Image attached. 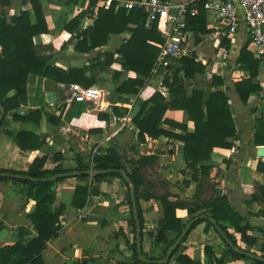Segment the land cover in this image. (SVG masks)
<instances>
[{
    "label": "trees",
    "instance_id": "1",
    "mask_svg": "<svg viewBox=\"0 0 264 264\" xmlns=\"http://www.w3.org/2000/svg\"><path fill=\"white\" fill-rule=\"evenodd\" d=\"M22 4L24 6L29 4L32 13L21 11L9 19L0 18V108L4 110L0 128L8 117L20 123L38 125L41 122L45 105L39 85L45 79L66 87L79 85L82 88H89L96 83L94 72H107L116 61L120 64L121 71L110 73L112 83L115 85L110 95L117 96L118 100L125 102L127 99L124 96H136L146 85V80L151 77L164 39L158 33L156 23L150 27L146 26V15L141 10L120 9L114 12L115 2L106 9H98L93 25L76 36L78 42L75 51L88 53L102 48L106 46L111 35L129 31L131 35L118 50V58L115 59L113 54L105 52L98 56L96 64L91 67L62 70L53 65L57 53L51 46L39 47L34 44V38L48 33L42 1L31 0ZM95 4L96 0L90 1L91 7ZM85 16V12L79 14L66 25L65 29L74 33ZM209 17L210 15L203 8L198 7L197 15L191 16L188 13L185 17V30L196 36L209 35L211 33L207 28ZM221 45L229 47L230 43L223 39ZM45 51H50V55H44ZM167 62L168 64L165 67L161 66L158 72L160 75L163 74L161 84L166 89L168 97L164 98L161 93L155 92L134 111L131 123L137 130V139L140 144H145L147 139L157 140L161 137L180 141L183 144V161L190 180L201 182V179L209 176L211 168L207 163L211 161L213 150L231 149L232 140L237 135L230 89L222 90L228 80L223 76L212 75L207 81L209 85L207 84L205 88L193 87L188 90L186 83L194 82L198 76H204L207 66L199 62L195 54L179 59L171 58ZM261 64L247 51V42H245L240 49L236 65L240 67V70L247 72L248 77L232 82L233 91L243 106H248L252 95H261L263 92L256 81ZM123 72L135 73L137 77L121 81ZM31 75L38 79L36 95L39 108L23 112L21 108L27 105V81ZM262 97L264 99V94ZM111 111L117 117L128 113L126 109L118 107H112ZM168 111L186 112L193 123V132L189 133L184 125L167 119ZM107 117L108 115H105V118ZM60 119L61 114L59 117L48 118L56 134ZM167 128L184 133L175 135ZM253 129V145L264 148V112L254 118ZM98 131V129L92 130L91 133ZM44 142V138L28 132H20L14 138V143L21 152L39 150ZM61 158L59 155L55 156L56 161ZM157 159L155 155L142 157L133 161L128 171L117 149L109 146L103 153L99 151L89 160L76 155L74 169H63L61 165H58L53 170H46L45 157L35 158L25 171L1 169L0 184L13 182L24 185L26 200L35 203L34 212L27 219L32 223V230L36 232V235L31 237L32 232L27 227L18 228V241L11 246H0V264H44L42 253L46 249L47 242L56 237L60 227L59 219L64 211L63 205L53 208L56 201V186L70 179L62 175L72 173L79 174L74 178L77 181L87 182L86 186L75 188L71 206L77 210L86 207L90 192L97 195V187L108 178H119L127 187L126 196L130 212L128 225L133 233L132 244L129 247L133 254L132 264H168V262L160 261L166 259L168 250L179 239L188 223L202 216L204 217L190 227L186 236L172 252L170 259L178 255L176 258L178 264H201L184 254H179V250L192 230L199 224L205 223L204 231L208 232L212 228L225 245V250L219 258L211 247L204 248L207 264H230L241 260L249 261L251 264H264V243L259 248L262 255L258 256L250 251L258 241L248 234L253 231V228L247 223L243 224L242 217L231 208L226 196L217 195L207 203L191 208L186 201L171 200L170 194L152 193L151 185L146 182L142 171L147 165L155 164ZM256 170L264 175V163L259 162ZM90 174H92L91 180ZM56 176L58 178L52 180ZM125 176L129 178L133 187L135 214L132 208L130 184L125 180ZM197 194L196 191L195 197ZM141 200H156L163 211V218L158 222L153 234L155 242L164 247L161 259L150 258L143 251L144 220L140 207ZM179 209L187 211L189 215L187 222L177 218L176 211ZM200 210H208L209 214H197ZM228 227L239 236L243 246H240L235 237L228 232ZM2 229L3 223L0 222V231ZM170 235H173L171 240L168 239ZM27 238L30 239L27 240ZM75 264H87V261L82 259Z\"/></svg>",
    "mask_w": 264,
    "mask_h": 264
},
{
    "label": "crops",
    "instance_id": "2",
    "mask_svg": "<svg viewBox=\"0 0 264 264\" xmlns=\"http://www.w3.org/2000/svg\"><path fill=\"white\" fill-rule=\"evenodd\" d=\"M41 1L48 33L34 38V44L39 47L51 46L53 51L57 53L53 65L62 70L91 67L96 64L98 56L105 52L113 54L115 59L118 58V50L131 35L129 31L111 35L106 46L88 53L77 52L75 51L78 42L76 36L93 25L98 9L104 8V2L107 0H96L93 7L90 6L91 0ZM113 1L116 2L117 0ZM173 1L178 3L185 0ZM18 8L20 11L17 14L21 11L32 13L29 4L25 6L21 4ZM117 11L118 9L115 7L114 12ZM84 12L86 16L76 31L74 33L67 31L66 25ZM208 29L211 32L209 35L199 36L200 43L198 45L195 44V40L193 43V49L198 55V60L201 62L203 60L204 64L208 59L219 58L217 42L220 36L214 30ZM245 38V33L240 32L236 42L231 47L229 64L232 62L233 66L237 67L236 70L232 69L230 74V79L233 82L248 77L247 72L240 70V67L236 65ZM50 53V51H45L44 55L48 56ZM158 69L146 80V85L136 96H124L127 99L125 102L118 100L117 96L110 95L111 92L105 91L107 84L114 85L110 73L120 72V64L115 61L107 72H94L96 83L93 86L103 88L105 99L110 104V108L118 107L117 103H121L122 107L128 111L127 115H129L130 122L127 123L122 132L114 136L112 134L115 126L111 123L108 112L97 113L93 105L71 101L70 86L66 87L56 83L64 86V92H58L57 101L52 104H47L45 96L42 94V101L45 105L43 108L44 115L38 125L14 122L8 117L5 124L0 128V170L25 171L35 158L40 157L46 158L44 166L46 170H53L58 165H61L63 169H74L76 166L74 157L76 155L89 160L99 151L103 153L109 146H114L128 171H130L133 161L151 155L157 156L156 165L149 164L142 171L143 176H145V169L152 170L155 168L158 172L159 181L163 184H158L156 179L147 181L151 185L150 191L156 195L170 194L173 201L178 199L193 202L200 182L190 180L189 172L185 169L182 155L183 144L178 140L165 137L157 140L147 139L145 144H140L137 139V130L131 123V116L134 111L155 92L161 93L164 98L168 97L166 89L161 84L163 74L159 76ZM260 71L257 82L264 90L262 77L264 74ZM156 74L157 77H155ZM212 75L222 77L217 74ZM136 77L135 73L123 72L121 81L136 79ZM158 79H160V83H158ZM156 82L157 87H155ZM230 83L229 85V82L226 81L222 90L230 89L237 135L232 140L233 147L231 149L213 150L211 161L207 163L211 168L209 176L204 178L209 184L210 195L207 199L200 200L201 202H208L217 195L226 196L231 208L242 217L243 224L247 223L253 228V231L248 232V234L258 241L250 251L260 256L262 254L259 248L264 243V175L258 173L256 169L259 162L264 163V157L260 158L257 155V150L262 147L253 145V120L256 116L254 117L251 111L243 108L233 91L232 82ZM207 84L209 85V83ZM186 87L191 90L194 87V82H187ZM218 89L220 90V88ZM253 96L256 95H252L249 100ZM258 96L262 97V95ZM63 97L65 99L61 101L60 99ZM35 99L36 107H29L27 101V105L21 108L22 111L28 112L39 108L36 92ZM257 112L258 115L264 112V101L261 109ZM60 114L61 119L56 134L49 124L48 118L50 116L59 117ZM105 115L108 117L105 118ZM166 117L175 123L184 125L189 133L193 132V123L189 120L186 112L168 111ZM79 126L84 127V130L79 129ZM66 128L71 129L70 133L65 132ZM96 129L99 131L91 133L92 130ZM167 129L175 135H183L184 133L176 129ZM20 132L38 135L44 138L45 142L39 150L21 152L14 143L15 136ZM56 155L62 158L56 161ZM148 180H151V177H148ZM86 185L87 182L77 181L74 178L66 179L57 184L56 201L53 208L63 205L64 211L59 219L60 227L56 237L47 242L46 249L42 253L43 263L75 264L84 259L87 264H132L133 254L129 247L132 244L133 233L132 228L128 225L130 212L126 196L127 187L119 178H108L97 187V195L90 192L86 207L77 210L71 206L75 188ZM25 190L24 185L13 182L0 184V222L3 223V229L7 231L4 239L0 240V246L14 245L18 241V228L27 227L32 232L33 236L31 237L36 235V232L32 230V223L27 219L34 212L35 203L26 200ZM201 204L199 203V205ZM140 207L144 220L143 251L150 258L161 259L164 247L155 242L153 234L158 222L163 218V211L156 200H141ZM200 213L209 214L208 210L197 212V214ZM176 216L183 222L189 220L186 210H177ZM205 226V223H202L192 230L182 244L179 254H184L201 264L208 262L204 253V248L207 246L212 248L217 258L222 255L225 250L223 241L212 228L205 232ZM228 232L235 237L240 246H243L239 236L230 227H228ZM172 238L173 235L168 236L169 240ZM177 257L178 255H175L169 259L168 264H178L176 262ZM164 261L160 262L165 263ZM230 264L251 263L241 260Z\"/></svg>",
    "mask_w": 264,
    "mask_h": 264
},
{
    "label": "built area",
    "instance_id": "3",
    "mask_svg": "<svg viewBox=\"0 0 264 264\" xmlns=\"http://www.w3.org/2000/svg\"><path fill=\"white\" fill-rule=\"evenodd\" d=\"M112 2L115 1H105L104 8ZM115 3L118 10H141L146 15V26L156 23L164 43L157 55L153 73L161 66L165 67L168 59L188 55L196 35L185 30V17L188 13L197 15L198 7L210 15L207 27L220 36L217 42L220 66L229 65L231 47L240 32L245 33L247 51L255 60L264 62V0H185L178 3L173 0H117ZM223 39L229 41V47L221 45ZM69 92L71 101L93 105L97 113H109L110 121L115 126L112 136L122 132L130 122L129 115L117 117L112 113L103 88L71 85ZM117 104L118 108L126 109L121 103ZM79 129L84 130V127L79 126ZM70 131V128L65 129L66 133Z\"/></svg>",
    "mask_w": 264,
    "mask_h": 264
},
{
    "label": "rangeland",
    "instance_id": "4",
    "mask_svg": "<svg viewBox=\"0 0 264 264\" xmlns=\"http://www.w3.org/2000/svg\"><path fill=\"white\" fill-rule=\"evenodd\" d=\"M29 0H0V18L4 17L6 19H9L11 16L17 14L19 10L18 6L21 5L23 2H28ZM23 5V4H22ZM192 54L196 53L194 52L193 47H190V51L188 52L187 56H190ZM186 57V56H183ZM197 60H198V55H196ZM218 58V57H217ZM175 59H179V58H175ZM206 59H208L206 57ZM204 58V60H206ZM199 61V60H198ZM201 62V61H199ZM206 63L204 64V62H202V64L206 65V72L204 76L201 77H197L194 80V87H199L201 89L205 88L207 85V81L210 80V76L212 74H217V75H221L223 77H226V79L229 82V85L231 84V82H233V80L230 79V74L232 72V69L236 70L237 67L234 65L233 63L230 62L229 65H227L226 67H222L220 66V61L219 58L218 59H208V61H205ZM260 72L264 74V62L261 64L260 66ZM153 73V71H152ZM165 73V72H164ZM161 76V75H159ZM155 77H157V74L155 75ZM263 79H264V75H262ZM160 78V77H159ZM257 81V80H256ZM235 82V81H234ZM158 83H160V79H158ZM155 87H157V82L155 83ZM189 88V87H188ZM264 94V90L262 92V96ZM261 100L264 101L263 97L260 98V96L256 95L253 96V98L251 100H249L248 102V106H243V108H245L246 110L251 111L254 114V117L258 115V110L261 109L262 105H263V101L261 102ZM156 165V164H155ZM150 168V167H149ZM151 171V172H149ZM145 180L147 181H152L154 179H156L158 181V184L163 185L162 182L159 181L158 178V172L155 170V168H153L152 170L150 169H145ZM148 177H151V180H148ZM197 196L193 199V202H187L191 208H193L194 206H198L199 203L205 204L207 202H201L200 199H207L208 196L210 195L209 193V184L205 179H202L201 182L199 183L198 186V190H197Z\"/></svg>",
    "mask_w": 264,
    "mask_h": 264
},
{
    "label": "water",
    "instance_id": "5",
    "mask_svg": "<svg viewBox=\"0 0 264 264\" xmlns=\"http://www.w3.org/2000/svg\"><path fill=\"white\" fill-rule=\"evenodd\" d=\"M199 43H200V38H199V36H196L195 44L198 45ZM27 85H28V88H27L28 106L31 108H34L37 106V102L35 99V92H36V87H37V78L33 75L29 76L28 81H27ZM39 87H40L42 94H44V96H45V101L47 104L55 103L57 101L58 92H60V93L64 92V86L63 85H57L55 82L48 80V79L43 80L42 83L39 85ZM113 90H114L113 84L109 83L105 86V91L112 92ZM64 99L65 98L63 97L60 100L62 101ZM3 117H4V110L2 108H0V124L3 120ZM257 155L260 158L264 157V148H259L257 150ZM62 176L67 177V178H75V177H78L79 174L78 173H72V174L62 175ZM57 178H58V176L54 177L52 180H55ZM124 178L127 181V183L130 184L129 178L126 176ZM130 195H131L133 213L135 214L136 213V204H135L134 191H133V187L131 184H130ZM200 218H203V217L195 218L188 223V225L185 227L184 231L180 235L179 239L168 250L166 259L164 261L165 263L169 261L172 252L177 248V246L180 244L181 240L186 236L190 227ZM6 235H7V231L5 229L1 230L0 231V240L4 239V237ZM225 240L230 244V242L227 239H225Z\"/></svg>",
    "mask_w": 264,
    "mask_h": 264
}]
</instances>
